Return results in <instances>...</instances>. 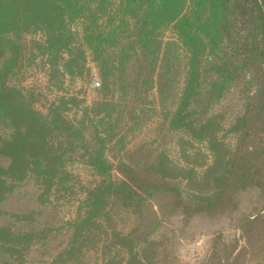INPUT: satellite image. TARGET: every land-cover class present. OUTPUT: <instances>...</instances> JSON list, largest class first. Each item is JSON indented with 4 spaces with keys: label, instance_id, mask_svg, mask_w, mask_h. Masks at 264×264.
<instances>
[{
    "label": "trees",
    "instance_id": "obj_1",
    "mask_svg": "<svg viewBox=\"0 0 264 264\" xmlns=\"http://www.w3.org/2000/svg\"><path fill=\"white\" fill-rule=\"evenodd\" d=\"M251 16L252 34L238 27L247 24ZM169 30L178 36L187 57L183 89L176 101L169 103L176 104L173 110L166 109L162 98L147 93L150 88L151 95L156 94V86L161 97L168 89L156 80L158 75L167 79L172 69V58L164 50L163 32ZM256 34L258 40L254 39ZM233 50L242 57L239 62L231 56L224 58ZM87 61L96 68V91L107 97L94 104L71 90L61 92L66 78L86 79ZM27 65L42 72L45 86L22 82ZM250 65L252 71L244 69ZM135 72L140 76L127 87L128 74ZM245 74L255 80L254 92L263 99L252 116L247 102L244 111L231 120L228 131L235 140L228 147L218 138V117L210 113L208 104L222 97L232 80H242ZM111 87L117 88V94ZM47 93H51L49 98H45ZM151 99L166 109L162 119L169 131L179 128L205 143L211 163L202 174L193 172L184 177L179 171L190 168L173 165L163 149L152 161L156 183L143 181L136 170L122 162L115 165L105 157L104 143L113 139L117 144L122 137L115 138L120 121L132 122L130 129L136 124L139 109ZM199 104L204 107L197 113ZM263 110L264 7L258 0H0V202L25 181L35 185L40 204L65 199L72 187L66 165L74 160L76 145L83 148L79 156L82 162L101 177L86 188L76 213L65 219L70 237L58 262L74 258L79 249L90 248L86 244L95 226L107 229L118 202L121 208L131 202L139 204L158 191L167 195L172 206L186 204L185 194L177 186L180 179L196 186L188 196L192 213L232 209L236 193L253 185L264 192V129L254 122ZM89 124L95 127L93 137L100 139L96 151L86 146ZM31 216L32 212L13 217ZM251 225L248 215L238 225L244 253ZM113 229L109 231L114 233ZM44 236L43 230L15 231L10 224L2 225L0 250L11 260H19ZM114 237L119 238L121 247L132 243L125 235ZM95 242L99 246L103 239ZM227 260L212 258L213 264ZM137 262L141 264L139 259Z\"/></svg>",
    "mask_w": 264,
    "mask_h": 264
},
{
    "label": "rangeland",
    "instance_id": "obj_2",
    "mask_svg": "<svg viewBox=\"0 0 264 264\" xmlns=\"http://www.w3.org/2000/svg\"><path fill=\"white\" fill-rule=\"evenodd\" d=\"M258 2L264 7V0H258ZM255 13L256 9L252 10V14ZM251 18L252 16L247 24L238 26L240 29H245V32L249 30L250 34L255 29H253ZM163 35L164 50L172 58V69L168 70L170 76L167 79L166 76L161 79L158 75L156 82L161 86L163 83L166 84L168 89L161 97L160 90L156 86L154 90L157 95H151L150 88L147 93L148 96H156L158 100L162 98L166 109L173 110L176 104L172 106L169 103L172 100L175 102L183 89L186 78L183 65L187 57L184 58L186 52L173 31H164ZM254 39L258 40L259 36L256 34ZM230 56L234 62H239L242 58L234 50L231 54L226 53L224 58L228 59ZM221 57L222 55L218 54V58ZM86 65L89 67L86 79L77 78L69 81L66 78L61 92L71 90L89 104L105 100L106 96L96 91L99 83L96 68L91 61H87ZM209 68L210 66H205V69L209 70ZM252 68L253 66L250 65L244 69L252 71ZM206 74L209 80L211 74L210 72ZM139 76L136 72L128 74L127 87ZM21 80L27 85H37L40 88L46 83L42 72L34 71L28 65ZM255 89V80L251 81L248 74H245L242 80L240 78L232 80L224 89L222 97L208 104V107H211L210 113L218 117L217 123L220 125L218 138L228 147H231L235 140V135L228 131L231 120L244 111L247 102L250 104L247 107L250 116L255 112L254 107L262 103L263 98L254 92ZM110 90L114 92L113 94L118 92L117 88L111 87ZM43 91L45 92V89ZM110 94L111 91L107 93V96ZM50 96L51 93H47L45 98ZM164 106L157 105L155 100L151 99L150 103H145L139 109L136 124L130 129L128 128L132 122L125 119L120 121L115 130L117 133L115 138L122 137L117 144L113 142V139L111 142L104 143L103 151L106 158L109 157L115 165L119 162L128 165L139 172L143 177L141 179L145 182L158 181L152 161L162 149L173 165L190 168L179 171L184 177L191 176L193 172L202 174L205 166L211 163V155L205 148V143L192 138L179 128H172L170 131L167 129L166 122L162 119L166 110L163 109ZM251 106L253 108L250 111ZM203 107L199 104L196 112H201ZM254 122L257 127L264 129V110ZM192 128L196 130L195 127ZM98 129L101 130V126ZM94 131L95 127L90 124L85 131L86 146L89 151H96L98 144L100 146V139L93 137ZM103 134L99 132L101 137ZM82 153L83 148L76 145L74 160L66 165L70 179L69 185L72 186L69 189L70 194L65 197L66 200L60 198L50 200V203L40 204L35 197V185L32 181H25L0 202V226L10 224L15 231L17 229L27 232L43 230L46 235L42 240L41 238L37 242L35 240L19 260H11L8 253L0 250V264H126L127 261H129L127 264H139L137 259L141 261V264H213L214 257L228 258L224 264H264V192L260 186L253 185L247 190L236 193V203L232 209L192 213L188 196L196 186L192 183L186 184L184 179H180L177 186L185 194L186 204L172 206L167 195L158 191L139 204L131 202L129 206L121 208L118 202L116 208L111 211L113 218L109 223L107 222V229L102 231L97 225L95 226L93 237L86 244L91 247L79 249L74 258L70 257L63 262L61 260L58 262V256L61 254L60 259H62L65 242L70 237V230L64 224L65 219L76 213L86 188L93 187L101 179L92 168L82 162L79 157ZM200 186L202 187L201 184ZM29 212L33 213L31 218L13 217L29 214ZM245 215L252 219V225L248 250L244 253L241 250L245 244L240 236L238 225ZM112 228L114 233L109 231ZM47 229L49 231H46ZM115 234L127 236V239L132 241V247L130 248L131 245L121 247L119 238L114 237ZM235 238H237L236 243L233 242ZM100 239H103V243L97 246L95 241ZM101 244L103 247L98 248Z\"/></svg>",
    "mask_w": 264,
    "mask_h": 264
}]
</instances>
